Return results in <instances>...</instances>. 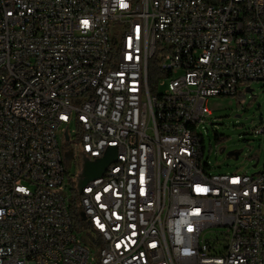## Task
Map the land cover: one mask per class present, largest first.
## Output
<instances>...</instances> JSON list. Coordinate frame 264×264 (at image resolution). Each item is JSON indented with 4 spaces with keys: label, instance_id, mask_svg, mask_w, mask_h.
<instances>
[{
    "label": "built area",
    "instance_id": "built-area-1",
    "mask_svg": "<svg viewBox=\"0 0 264 264\" xmlns=\"http://www.w3.org/2000/svg\"><path fill=\"white\" fill-rule=\"evenodd\" d=\"M251 81L264 0H0V264H264V162L210 174L200 131ZM70 142L116 154L78 196Z\"/></svg>",
    "mask_w": 264,
    "mask_h": 264
},
{
    "label": "rangeland",
    "instance_id": "rangeland-1",
    "mask_svg": "<svg viewBox=\"0 0 264 264\" xmlns=\"http://www.w3.org/2000/svg\"><path fill=\"white\" fill-rule=\"evenodd\" d=\"M250 83L252 92L241 91L244 86L240 85L237 95L212 97L209 100V106L215 108L214 114L208 120L210 123L200 126V131L204 136L203 160L208 164L210 174L227 172L252 174L263 165L264 136L256 135L254 130L264 126V82ZM232 150H242L237 159L228 155ZM69 153L74 154L73 158L67 159ZM81 155L80 144L75 142L66 144L64 157L68 172L65 187L69 195L78 196V176L82 171ZM257 158L259 163L254 167ZM211 234L206 233L207 236ZM81 235L83 236V233Z\"/></svg>",
    "mask_w": 264,
    "mask_h": 264
},
{
    "label": "water",
    "instance_id": "water-1",
    "mask_svg": "<svg viewBox=\"0 0 264 264\" xmlns=\"http://www.w3.org/2000/svg\"><path fill=\"white\" fill-rule=\"evenodd\" d=\"M252 91V88H247V92ZM241 151L242 150H232L228 152V155L237 159ZM114 161H116V154L114 153L113 149H109L105 157L97 159L95 161H89L84 155H82V171L78 180V190L80 191L85 185V183H87V181L102 175L103 172L106 170L107 166ZM80 215L83 219L86 218L84 212H81Z\"/></svg>",
    "mask_w": 264,
    "mask_h": 264
},
{
    "label": "bare ground",
    "instance_id": "bare-ground-1",
    "mask_svg": "<svg viewBox=\"0 0 264 264\" xmlns=\"http://www.w3.org/2000/svg\"><path fill=\"white\" fill-rule=\"evenodd\" d=\"M163 82H172V75L163 74ZM147 157H155V147H147Z\"/></svg>",
    "mask_w": 264,
    "mask_h": 264
},
{
    "label": "flooded vegetation",
    "instance_id": "flooded-vegetation-1",
    "mask_svg": "<svg viewBox=\"0 0 264 264\" xmlns=\"http://www.w3.org/2000/svg\"><path fill=\"white\" fill-rule=\"evenodd\" d=\"M81 159H82V155H81Z\"/></svg>",
    "mask_w": 264,
    "mask_h": 264
},
{
    "label": "snow or ice",
    "instance_id": "snow-or-ice-1",
    "mask_svg": "<svg viewBox=\"0 0 264 264\" xmlns=\"http://www.w3.org/2000/svg\"><path fill=\"white\" fill-rule=\"evenodd\" d=\"M85 23H87V22L85 21Z\"/></svg>",
    "mask_w": 264,
    "mask_h": 264
}]
</instances>
